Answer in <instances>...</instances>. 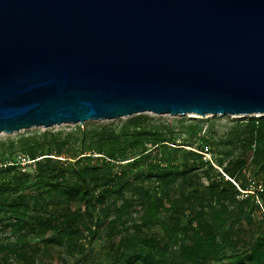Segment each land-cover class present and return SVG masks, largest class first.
Segmentation results:
<instances>
[{
	"label": "trees",
	"instance_id": "trees-1",
	"mask_svg": "<svg viewBox=\"0 0 264 264\" xmlns=\"http://www.w3.org/2000/svg\"><path fill=\"white\" fill-rule=\"evenodd\" d=\"M221 147L227 162L205 158ZM0 236V264H80L97 240L104 264H264V117L23 136L0 149Z\"/></svg>",
	"mask_w": 264,
	"mask_h": 264
},
{
	"label": "water",
	"instance_id": "water-1",
	"mask_svg": "<svg viewBox=\"0 0 264 264\" xmlns=\"http://www.w3.org/2000/svg\"><path fill=\"white\" fill-rule=\"evenodd\" d=\"M264 117V0H0V137Z\"/></svg>",
	"mask_w": 264,
	"mask_h": 264
},
{
	"label": "rangeland",
	"instance_id": "rangeland-1",
	"mask_svg": "<svg viewBox=\"0 0 264 264\" xmlns=\"http://www.w3.org/2000/svg\"><path fill=\"white\" fill-rule=\"evenodd\" d=\"M258 117V116H257ZM154 120L158 121L160 124H172L174 126H178V122L182 119H189V118H196L197 120H212L215 124V130L219 132H225L229 127L231 126V120H238L241 118H250V116H207V117H200V116H195V115H186V116H177V115H171V116H154L151 117ZM127 120H121V121H114L115 123L118 122H125ZM114 122H107V123H99V124H112ZM83 127V126H82ZM76 127H70V128H63V129H55V130H48L52 132H70L71 130H74ZM45 131L41 132H33V133H26V134H19V135H11V136H4L0 137V149L4 146L9 147L11 144L16 143L21 137L23 136H30L34 133H43ZM224 153V154H223ZM205 158L209 161L214 162L216 165H218V162L220 160H223L224 163L227 162L229 159H231V153L228 151V149L221 147L220 149H217L216 153H204ZM228 156V157H227ZM32 171L30 167L26 168V172ZM28 238H29V245L35 244L38 242V240L35 238L34 234L32 231H29L27 233ZM0 241L4 238L3 236H0ZM15 239L12 240L14 242ZM28 244L25 245L26 247V256H31V249H27ZM80 258V257H79ZM78 258V259H79ZM49 260H51L54 264H71L72 261L64 255L61 251L58 249L51 250L49 252ZM106 262V257L104 255V249L100 243V240H97L96 243L94 244V250L90 257L88 259L83 260L82 263L80 264H104ZM14 263L15 264H28V261L23 258L16 256L14 258Z\"/></svg>",
	"mask_w": 264,
	"mask_h": 264
},
{
	"label": "built area",
	"instance_id": "built-area-1",
	"mask_svg": "<svg viewBox=\"0 0 264 264\" xmlns=\"http://www.w3.org/2000/svg\"><path fill=\"white\" fill-rule=\"evenodd\" d=\"M25 164V163H24Z\"/></svg>",
	"mask_w": 264,
	"mask_h": 264
}]
</instances>
